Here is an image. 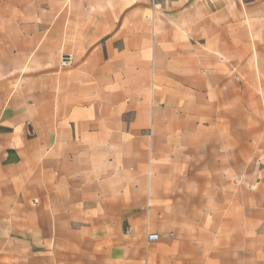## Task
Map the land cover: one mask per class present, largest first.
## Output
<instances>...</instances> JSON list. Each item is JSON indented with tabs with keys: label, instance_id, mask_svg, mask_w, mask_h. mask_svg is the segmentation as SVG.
Segmentation results:
<instances>
[{
	"label": "crops",
	"instance_id": "0c3cea01",
	"mask_svg": "<svg viewBox=\"0 0 264 264\" xmlns=\"http://www.w3.org/2000/svg\"><path fill=\"white\" fill-rule=\"evenodd\" d=\"M36 1L75 66L14 74L0 0V264H264V0Z\"/></svg>",
	"mask_w": 264,
	"mask_h": 264
},
{
	"label": "rangeland",
	"instance_id": "374dc122",
	"mask_svg": "<svg viewBox=\"0 0 264 264\" xmlns=\"http://www.w3.org/2000/svg\"><path fill=\"white\" fill-rule=\"evenodd\" d=\"M52 2L49 4H53V0H51ZM100 2H102L103 0H98ZM35 4H34V12H24V13H20L22 15V17L20 16V19H22V21H30V22H34L35 26L34 28H20V29H8V28H4L2 29V36H3V40H8L10 38L11 35H15V37L17 36L18 40L16 42L15 48L17 49V51H19L20 53L25 54L26 52H29V50H27L28 48V41L25 38L27 35L31 36V37H35V39L38 41L39 39H41V37L43 35H45L47 33V28H46V24L49 23L55 16L56 12L55 10H46V6L47 3L45 4H38L37 1L35 0ZM24 4L26 6L27 5H31V0H20V4ZM87 4H89V0H87ZM85 1H83V8L84 6L87 5ZM74 7H71V11L69 9L65 10V13L62 14L63 18L65 19L66 22H68L69 24L71 23L72 25V21L75 19L73 18L70 13L74 14ZM90 13V9L87 10H83V14H88ZM89 18V20L91 21L90 17H86ZM38 25V26H37ZM82 31H86L87 29H79L78 26L77 27H72L68 28V35L71 36H77V37H81L86 36V39H88L90 36H92V31H89V33H81ZM62 33V30L60 28H52L48 33L47 36H49L51 39H47L45 40L44 43H42L40 49L38 51H36V53L34 54V56L30 59V60H24L22 58L19 59H15V61H13V65L15 66L14 68L18 69V72H15L14 74H17V76H19L20 73H30V74H35L33 76H35V78H40L42 79V75L44 73V70H49L50 68H66V67H74V65L70 64L68 61L67 56L60 54L59 50L57 49V45L54 43L57 41L56 37L60 36V34ZM24 35V36H21ZM130 31L128 30L127 27L121 26L119 28H117L115 30V33L112 34V38L117 39V38H126L127 36L130 37ZM92 38V40H91ZM90 38V43L92 44V42L94 41V38L91 37ZM105 38L101 39L103 41ZM102 41V42H103ZM122 42V41H120ZM118 42V43H120ZM118 43H116V49L117 50H122L121 46L118 45ZM98 44V43H97ZM143 44L141 43H137V41H135V43L128 45L127 47L129 49H134L135 51L140 49L141 46ZM10 45L5 44L3 45L4 50H6L7 48H9ZM92 47V46H91ZM95 47L92 48V51L94 50ZM139 51H137L138 53ZM5 53V52H4ZM61 53H65V50H62ZM105 53V52H104ZM129 53V51L127 52ZM83 65L82 63L78 64V66ZM11 66V60L10 59H4L3 60V65H2V69H3V76H0V82L2 81V83H12L13 80L11 79V75L6 76V70L8 68H10ZM85 67V66H83ZM16 77V76H14ZM14 83H23L22 81H20V79H16L14 80ZM21 95H26V93H22ZM24 105V102L21 100V98L18 99V105L16 104L17 107L21 108ZM13 125L8 124V126H4L2 128L3 131L2 132H8L10 130V127H12ZM26 126V130H21L22 133L26 134V136L31 137L34 134V127L32 124L29 125H25ZM41 126V125H40ZM3 139V137H2ZM4 238H9V243L12 242V240L10 239V237H1V239ZM35 239V244H41L42 243V236L36 234V236L34 237ZM6 241V240H5ZM39 254H42V252H36ZM248 254H251L250 252H244V258H248L250 256H248ZM264 259V251H260V254L258 255V260H263Z\"/></svg>",
	"mask_w": 264,
	"mask_h": 264
},
{
	"label": "built area",
	"instance_id": "2783aa9c",
	"mask_svg": "<svg viewBox=\"0 0 264 264\" xmlns=\"http://www.w3.org/2000/svg\"><path fill=\"white\" fill-rule=\"evenodd\" d=\"M157 239H158V235L157 234H149V235H147V240L149 242L156 241Z\"/></svg>",
	"mask_w": 264,
	"mask_h": 264
}]
</instances>
